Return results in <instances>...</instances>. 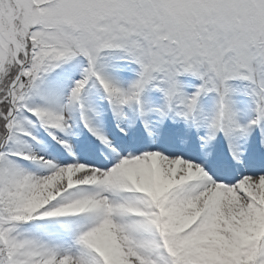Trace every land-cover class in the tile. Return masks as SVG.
I'll return each instance as SVG.
<instances>
[{"label": "snow or ice", "instance_id": "obj_1", "mask_svg": "<svg viewBox=\"0 0 264 264\" xmlns=\"http://www.w3.org/2000/svg\"><path fill=\"white\" fill-rule=\"evenodd\" d=\"M0 264H264V0H0Z\"/></svg>", "mask_w": 264, "mask_h": 264}, {"label": "rangeland", "instance_id": "obj_2", "mask_svg": "<svg viewBox=\"0 0 264 264\" xmlns=\"http://www.w3.org/2000/svg\"><path fill=\"white\" fill-rule=\"evenodd\" d=\"M133 69L138 71V66L131 65L128 70L121 73L125 81H131L136 78ZM176 79L179 81L180 90L188 96H191L202 83L200 79L190 73L181 74ZM227 83L232 89H234V92L231 95L233 108L237 112L239 120L243 123L254 115V105L252 103V99L250 96L245 94L244 91L246 82L232 80ZM215 98V93L201 94L198 98V102L203 109L210 110L215 103ZM141 100L151 102L153 105H161L164 103V95L157 87L149 85L144 90Z\"/></svg>", "mask_w": 264, "mask_h": 264}]
</instances>
